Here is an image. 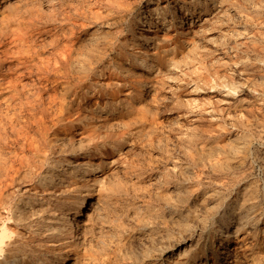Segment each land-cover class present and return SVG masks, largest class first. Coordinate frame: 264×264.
I'll list each match as a JSON object with an SVG mask.
<instances>
[{
    "label": "bare ground",
    "instance_id": "obj_1",
    "mask_svg": "<svg viewBox=\"0 0 264 264\" xmlns=\"http://www.w3.org/2000/svg\"><path fill=\"white\" fill-rule=\"evenodd\" d=\"M48 1H50V0H48ZM93 1H92V3H93ZM247 1H249V3H250V7L252 9V12L248 11V7H246V5L243 4L244 2H242V1L240 2L238 0H105L104 4H102V3L101 4L106 6V23L109 25V30L106 32V37L108 36L110 40H107V38L102 39V40L101 39L93 40L85 53H82L76 57L69 56L68 58H66L65 60L60 62V68H58L56 70V68H57L56 67L55 71L53 70L54 72H58V73H59V71L64 72V75H66L68 73L74 74L73 79H74L75 83H80L84 79L87 80V83L92 87V90H96L97 93H99L98 97H100V98L95 99L92 97L93 100H90V104L86 107L85 110L81 109L80 107L66 108V109L63 108L56 113H54V110H53L54 114L53 115L50 114L51 116L48 118V120L44 119V113H46V112L44 111V106H43L42 101H41V94H42L41 90H47V88L49 86L47 88L45 85H44L45 87H40V84H39L41 79H44L45 83H46V81H48V79H49L48 76H51V75H49L50 72H48L49 70H47V67L41 68L42 64H44L43 62L46 61L47 57L45 58L44 61L42 59L39 60V61H42L40 64L41 67H38L39 66L38 65L36 68V66H35L36 69L34 70L33 74H34V77L36 78V81L33 80L32 83L31 82L30 83H27V82L24 83L25 81H22L23 83H20V81H21L19 79L20 77L18 78V76H22V75L24 76V74H27V73L30 75L32 74V70H30V69L25 70V68L28 67V65L24 68L23 65H19L17 62L14 64L12 63L13 64L12 70L16 71V73L18 75V76L17 75L16 76L20 81L17 78H15V75L13 74L14 72L11 71V72H13L12 74L14 75V78H12V79L9 78L12 75L8 76L7 82L9 84H7L8 86L5 85L6 87H4L5 90H7L9 93V95H8L9 97L7 96L8 97V104H7V102H6V104L10 107L13 106V107H11L12 109H14V106L17 105L19 107H22V108L28 110L32 114V116L35 117V119H34L35 121L33 122L32 125L27 123L25 125H21L18 129L15 130V136H16L15 138L16 139L18 138L20 140V142L18 141L19 145L15 143L16 145H18V147L15 145L17 147V149L6 150L4 148L5 137H3L2 131L0 130V202L3 205L5 204V207L7 208V211H3L0 207V217H2L3 215L7 216L6 221L2 220V223L0 222L1 223V225H0V264H109L110 263V259H111L110 257L111 256H109V254H110L111 249L108 250L107 248H104V246L102 244H100L102 242V240H100L99 237H100V232L102 230L100 231L99 223L101 224L103 221H105L104 219L106 218L105 216L107 213L106 211H107L108 204L110 201H112L111 197L117 193L122 194V192L124 190L125 191L129 190L128 192H132L135 197H140V199L142 197V199H143L144 198L143 196L145 194L151 192L150 190H154L155 188H158L161 185H160V182H157L158 180H153L151 182V179H150L149 184H141L140 182H138L137 186L135 184H134V186L130 185L129 189H128V186L125 185L120 180L119 175H118V172H119L118 168H116V166H115V165L118 166V163L121 162L120 157L118 156L119 158L117 157L114 159L111 158V160H110L107 156L108 151H109V149L111 150L114 148L115 141H117V138L119 136L120 137L123 136V133H125L124 129L127 128L126 125L128 124L129 121L131 122V120H132L134 122V118H141V117L148 116V115H146L147 113L151 114L154 117V115L160 114L162 111H165V109H167L168 106H170V105H178L180 108L184 109L183 112H185V113H192L191 107H193L194 109L197 110V111H195V110L194 111L196 112L195 115L197 116L198 119H207V120L212 121V120H217L220 117V115H219V113H220L219 108L220 107L218 108L217 106H219V105H217L216 106L217 109H216L214 107L215 103L213 106H200L202 104L199 105L198 103L196 104L193 101H189V102H191L190 103L191 106H188L187 104H183L182 100L180 99L181 94L178 93V90H174L171 83L175 84V81L178 78L179 72L183 71L184 69H190L191 67H194L198 63L200 64L203 61V59H205L204 53L201 54L198 51V48L200 46V45H198V40H200L201 37H204L203 39H205V40H209L212 42L215 41V38L212 37L213 34L212 35L208 34L207 29L203 28V26L206 24V21H209V19L208 18H202V16L204 14H210V15L214 16L215 19L213 20V23H215L216 21L222 20L223 14L225 12H227L228 18L226 17L225 18L226 20H224V19L223 20H224V22L227 21L229 24L227 26L228 32L227 33L225 32L227 35L224 37H225L226 44H228V48H229L228 50L230 51V53H229L230 57L228 55L229 59L227 60V61L230 60L229 65H231V67L229 68L230 74H228L230 76L227 77V75H226L227 78L222 77L223 76V74H222L223 71H222V73H220V74H222V76L217 77L215 79V81L212 82L213 78L212 79L210 78L211 81L206 80L205 83L207 85H210V87L212 88L211 89L212 91H215L218 94H221V96H224V98L225 97L229 98L228 100H230V99L232 100L233 107H232V111L230 110L231 112H230V115L228 117L229 118L228 121L230 123V127L228 126L230 129H228V130H230V134H231L232 139H230V137H229L230 143L228 145L229 147H227V154L228 155L226 158L223 156L225 158V160H222V159L219 160L220 158H217V160H215L214 159L215 157L213 159H211L213 156L210 155L212 157L209 158V160H207L205 162V164L203 163V165L206 166V167L204 166L205 168H208L209 173L211 171L213 172L216 179H221L224 177V178L228 179V181L226 183H220V181L217 182L216 186H215L216 189L213 188L214 190H212L210 193H206L204 189H200L201 186L200 187L198 186L199 188L196 187L197 191L195 192V196L200 198L199 200L203 204L201 206L209 208V209H206L207 211L205 213V216H203V217L200 216L199 219H196V222L194 219L195 224L192 222V224H194L193 226L187 225L186 223H185V226H183L184 223H181V224L178 223V225H179L178 230H179L180 234L178 236H176V235L174 236L173 234H175V232H176L175 231V232H173V234L165 233L166 236H164V237H165V239L167 237V244L174 247V249H176L178 251L179 250L185 251V249H186L185 247H186L187 243L188 242L192 243L193 242L192 238H194V236H198V238L195 240V243L191 245L190 249L187 248V252L185 253L186 255H184V257L179 262L177 261L178 264H213L212 263L213 261H216L214 264H258V263H260L259 257L256 256L253 251H255V248H261V249H263L262 251H264V222L262 219L263 212H262V209L260 210L258 207L259 200L261 198L264 199V192L261 195H260V193L258 194L259 190H258L257 186L252 185V182H249V180H247V177L249 175L247 170H248V168L250 169V167L252 166L251 164L253 161L251 162L250 160H248V158L251 156L252 158H255V161H258L260 168L263 169V171H264V151L260 148L258 149L254 145L255 142L258 140H262L261 143L262 144L264 143V45H262L260 43L257 45V42H255V39H254L256 35H254L255 34V33H253L254 31L252 32L250 30L249 25H250V23L251 24L255 23L254 22L255 19L257 18L258 15H260L261 11L264 12V4L263 3L261 4V0H247ZM38 2H39V0H38ZM72 2H73V7H72V5L71 6L69 5V6L74 8L75 7L74 3L78 4L77 2H79V1H76V2L72 1ZM90 2H87V3L91 4ZM96 2H98V1H96ZM162 2H164L165 4H162ZM27 3H29V2H27ZM55 3H56V1H55ZM11 4L16 6V4H14V3H11ZM20 4H22V3L20 2ZM68 4H70V3H68ZM84 4L86 6L85 2L83 3V5ZM23 5H25L24 2H23ZM102 5H101V7H102ZM69 6H67V9L69 8ZM4 7H5V5L3 6V9H5L7 6L5 8ZM17 7H19V6L17 5ZM53 7H55V5ZM8 8L9 7H7V9ZM20 9H19V11H20ZM78 9H77V11H78ZM73 10H76V9H73ZM79 10H80V12H82L81 9H79ZM94 10H96V9H94ZM94 10H93V12H90L88 14L93 13V15H94L95 14ZM3 11L5 12V10H3ZM10 11H12V13H13L15 11V9L12 8ZM29 11H30V9H29ZM31 11H32V9H31ZM62 11H65V10H62ZM87 11L88 10H86V13H87ZM55 13L56 12H54V14ZM29 14L31 15L32 13H29ZM57 14L58 13H56V15ZM62 14H64V13H62ZM217 14H218V17L215 16ZM7 15H9V14H7ZM18 16H19V14H18ZM31 17H32V15H31ZM10 18H11V16H10ZM25 18L27 19L28 17H25ZM35 18L33 20H35ZM19 19H20V17H19ZM39 19H41V18H39ZM94 19H95V17H94ZM101 20H102V18H101ZM200 20L202 21V23L198 25L197 23H199ZM8 21H9L8 18H5V19L1 18L0 19V29H5L7 31L9 28L6 29L5 24L8 23ZM17 21H15V22H17ZM68 21H69V19H68ZM262 21H263V19L260 22H262ZM103 22L105 23V20ZM220 22H223V21H220ZM76 23H78V22H76ZM13 24H14L13 26H10L12 24H10L9 26L14 28L16 23H13ZM81 24L83 25L82 22H81ZM85 24H88V23H85ZM17 25L19 26L20 24H17ZM6 26H7V24H6ZM48 26H50V25H48ZM258 26L260 27V24H258ZM23 27H26V26H23ZM71 27H69V28H71ZM20 28L17 31H20L21 30ZM31 28L32 27H30V29ZM57 28H59V27L57 26ZM72 29L73 28H71L70 30H72ZM23 30H24V28H23ZM218 30H219V28H218ZM88 31H90V30H88ZM172 31H176L177 34H173ZM62 32H65V36H66V31L63 30ZM260 32H262V31H260ZM8 33H10V32L8 31ZM30 33H32V32H30ZM67 33H69V32H67ZM13 34L16 35V33H14V32H13ZM18 34L20 35V33H18ZM34 36H32V37L34 38ZM51 36H53V35H51ZM3 37H1V38H3ZM25 37H23L24 39H22V36L20 38L25 41V39L27 38V37L26 38ZM58 37H60V36H57V38ZM197 37H199V38H197ZM11 38H9V39H11ZM28 38H30V36ZM38 38H40V37H38ZM31 39H30V41H31ZM41 40H42V37H41ZM41 40L40 41L38 40V44H39V42H41ZM52 40H53V37H52V39L48 38V40H44V41L45 42L47 41L48 43L50 42L49 44H51ZM14 41H15V39H14ZM14 41L12 39L13 43H14ZM20 41H18V42L20 43ZM57 41H56V43H57ZM15 42H17V40ZM27 42H29V41H27ZM47 42H46V44L42 43V45L44 44V45L48 46L49 44ZM62 42H58V43L60 44ZM109 42L111 43L110 45L108 44ZM212 42H211V45H212ZM13 43H12V45H13ZM35 43H36V41H35ZM54 43H55V41H54ZM86 43H88V42H86ZM89 43H90V41H89ZM213 43H215V42H213ZM4 44H1V45L5 46ZM8 44H10V43H8ZM16 44H17V45H15L16 47L15 46L11 47V48H13L12 49L13 51L14 50L17 51V49H21L19 47L23 48V46H24V44L22 46H18L19 45L18 43H16ZM52 44H53V42H52ZM42 45H39V46H42ZM9 46H8V48L6 47L7 48L6 50L8 52L10 51V50H8ZM30 46H32V48L34 47L33 45H30ZM50 46H52V45H50ZM54 46H56V45H54ZM222 46H224V45L222 44ZM70 47L71 46H69V48ZM14 48H16V49H14ZM69 48L67 47V49H69ZM37 49H39V48L37 47ZM40 49H42V47H40ZM45 49L46 48H44V50ZM215 49H217V48H215ZM21 50H22L21 51L22 53H23V51H25L23 49H21ZM31 50L32 49H30V51ZM241 50H242V52H243V50L246 52L248 50H250V52H248L249 55L252 52L253 56H255L254 57L255 59H253V60H255L257 62V63H255V65H256L255 67H257V69L261 70L260 73H258L257 75L255 74L256 76H255L254 81L249 82L250 80L248 78V73L244 72V71H246V69L249 68V65L251 66L253 63L251 64L250 61L247 59V57H245V58L243 57L245 60L243 58H241L243 60L240 59L239 53ZM15 51L13 52V54L17 55V52H15ZM27 51H29V50H27ZM30 51H29V53H30ZM32 51L34 52V50H32ZM18 52H20V51L18 50ZM33 52H32V54H33ZM35 52H36V50H35ZM220 52H224V51H220ZM25 53H26V51H25ZM25 53H23V54H25ZM40 53L41 52H39V53L37 52V55ZM58 53H60V51ZM9 54L11 55L12 52ZM61 54H63V53H61ZM30 55H31V53H30ZM37 55H35V56H37ZM205 55H206V52H205ZM207 55H209V54H207ZM211 55L213 57L212 53H211ZM222 55H220V56H222ZM38 56L40 57V55H38ZM62 56L63 55H61V57ZM217 56H219V55H217ZM7 57H8V55H7ZM7 57L4 55L1 56L0 62L2 63L3 61L7 60ZM9 58L10 57H8V59ZM22 58H23V56H22ZM32 58H31V61L33 60ZM10 59H12V58H10ZM29 59H27V60H29ZM250 59L252 60V58H250ZM49 60H51V58ZM52 60L55 61V59H53V58H52ZM11 62H12V60H11ZM36 62H37V60H36ZM46 62L48 63V61H46ZM50 62H52V61H50ZM27 63H28V61H27ZM32 63H34V62H32ZM28 64L31 65V63H28ZM51 64L48 66H52L54 64L53 65V67H54L55 65H57L56 62L55 63L53 62L52 65ZM34 65H36V64L34 63ZM240 65H243V68H244L243 69L244 78H242L240 76L242 71L240 72V70H238ZM5 68H6V65H5ZM212 68H213V66H212ZM250 68H252V67H250ZM7 69H9V68L7 67L6 70ZM31 69H32V67H31ZM192 70H193V68H192ZM203 70H204V68H203ZM262 70H263V72H262ZM206 71H209V70H206ZM194 72H195V69H194ZM51 73H53V72H51ZM200 73L202 75L201 71H200ZM5 74H6V72H5ZM212 74H216V73H212ZM217 74H219V72ZM251 74H253V73H251ZM188 76H189V74H188ZM205 76H207V75H205ZM4 79H1L0 81H3ZM21 79H22V77H21ZM32 79H30V80H32ZM55 79L54 80L51 79V80L55 82ZM62 79H63V77H62ZM202 79H204V78H202ZM208 79H209V77H208ZM51 80H50V82H51ZM69 80H70V78H69ZM192 80H194V79H192ZM195 80H196V78H195ZM183 81H184V79L182 80V83H183ZM198 82L195 81L192 83L193 84L192 86L190 85V91L192 93L198 92L199 87H200ZM0 83H2V82H0ZM45 83H42V84H45ZM4 84L2 83V85H4ZM2 85H0V86H2ZM204 87H205V85H204ZM49 89H50V87H49ZM206 89H207V87H206ZM50 90L48 92H46V91L45 92L49 95V94H51ZM58 91H61V90L58 89ZM62 92H64V91H62ZM51 95H53V94H51ZM200 96H199V98H200ZM45 97H46V95H45ZM45 97H43V99ZM48 97L50 98V95ZM1 98L3 100L4 98H6V95L1 96L0 100H1ZM5 100H7V99H5ZM50 100H51V98H50ZM60 100H62V99H60ZM48 101H49V99L46 102H48ZM56 102L57 101L55 100V103ZM211 102H213V101H211ZM53 106H54V104H53ZM55 106H57V105H55ZM50 107H51V105H50ZM188 107H190V108H188ZM51 108H55V107H51ZM16 109H18V108L16 107ZM18 110H20V109H18ZM25 112H27V111H25ZM36 114L38 115V117H36ZM28 116H30V115H28ZM149 119H151V118H149ZM167 120H169V119H167ZM5 121L12 123L14 120L9 118V116H8L5 118ZM151 121H153V119ZM155 124H157V123H155ZM171 124H174V123H171ZM166 125L167 124H165V126ZM222 126L223 125H221L220 127H222ZM224 127H225V125H224ZM161 130H162V127H161ZM176 130H177V128H176ZM209 130L211 131L210 128H209ZM209 130L207 129V131H209ZM164 131H166V130H164ZM164 131H163V133H164ZM225 131H226V129H225ZM212 132H213V130H212ZM144 133H146V132H144ZM163 133H162V135H163ZM150 135H152V134H150ZM160 137H162V136L160 135ZM187 137H189V136H187ZM178 138H180V137H178ZM181 138H182L181 141H184L186 143V145H192L193 142H192L191 137H189L187 139H186V137H181ZM133 139H135V136ZM171 139H173V137ZM140 140H142V139H140ZM128 141H126V148L125 149H126V152L130 153L133 151V144L131 145V141L133 142V140H130V143ZM172 141H174V140H172ZM150 142L152 143V141H150ZM154 142L155 141L153 140V143ZM195 142H194V144H195ZM223 142L225 144V141H223ZM159 143L161 144L162 142H159ZM165 143H166V141L164 142V144ZM147 144L148 143H146V145ZM155 144L158 145V142L156 141ZM164 144H163V146H164ZM179 144H180V141H179ZM199 144H201V142ZM227 144L228 143H226V145ZM226 145H224V146L226 147ZM166 146H167V144H166ZM214 146L218 147L217 144ZM214 146H212V147H214ZM208 147L210 150L211 147L209 146V144H208ZM174 148H175V146H174ZM176 148H177V146H176ZM182 148H181V150H182ZM200 148H204V147H202V145H201ZM168 149H169V147H168ZM189 149H192V148H189ZM136 150H138V149H136ZM174 150H176V149H174ZM218 150H219V148H218ZM189 151H191V150H189ZM195 151L197 152V150H195ZM122 152H123V150H122ZM206 152H208V151H206ZM223 152H225V151H223ZM223 152L221 151V153H223ZM193 153H191V154L193 155ZM217 153H219V152H217V150H216V155H217ZM116 154H117V152H116ZM141 154H143V153H141ZM136 155L137 154H135V156ZM216 155H214V156H216ZM245 155H246V158L243 159L245 157ZM187 156H189V154ZM223 157H221V158H223ZM165 158H167V157H165ZM168 158H170V157H168ZM203 158H204V160H205V158H208L206 153H202L201 161ZM154 159H155V157H154ZM163 160L165 161L164 158H163ZM140 162H142V161H140ZM189 162L191 165L190 160H189ZM148 163H150V162L148 161ZM164 163H162V164L164 165ZM194 163H195V161H194ZM196 164H195V166H196ZM132 166L130 168H132ZM151 166L153 168H157L159 166V162H157V159H156V162H154V160H153V163H151ZM195 166H193V167H195ZM174 167L176 168V166H174ZM201 167H203V166H201ZM189 168H188V171H187V169H186V171L192 172V170L189 171ZM158 169H159V167H158ZM161 169H163V168H161ZM179 170H181V169H178L176 171H178V173H179ZM186 171H185V173H187ZM181 172H183V171H181ZM140 175H142V173ZM183 175H186V174H183ZM187 175H188V173H187ZM194 175L196 176V174H194ZM208 175H210V174H208ZM134 176L136 178L139 177L138 174H134ZM160 176H161V174L159 175V177ZM188 176H190V175H188ZM129 177H130V175H129ZM180 177H181V175H180ZM191 177L193 178L194 176L191 175ZM198 177H199V174H198ZM209 177H211V176H209ZM23 178L28 179V181H29L28 185L23 184L26 181V180L23 181L22 180ZM186 178H189V177L186 176ZM206 178L208 179V177H206ZM203 179L204 178H202L201 180H203ZM127 180H129V178L126 180H123V181L126 182ZM180 180L184 181L185 179L180 178ZM199 180L200 179L198 178L197 181L199 182ZM207 181H209V180H207ZM207 181H206V184H207ZM214 181H215V179H214ZM239 181H242V184ZM127 182H128V184L130 183L129 181H127ZM204 182H205V180H204ZM212 182H213V180H212ZM147 183H148V181H147ZM180 186H182V185H180ZM185 186H187V185H185ZM23 188H25V189L22 191ZM221 188L225 189L226 192H220ZM179 189H180V187H179ZM181 190H183V189H181ZM184 190H185V187H184ZM184 190H183V192H184ZM181 192L182 191H180L179 194H181ZM123 193H126V192H123ZM132 193H129V194L126 193V194L128 195V197H130V194L132 195ZM151 193H153V192H151ZM163 193H165V192H163ZM121 194L119 196L120 199L122 198ZM168 194H169V192H168ZM173 194H176V191ZM163 195H165V194H163ZM191 195H192L191 193H187V194L182 195V196H183V198L185 196V199H186V197L189 199ZM158 197H161L160 199L166 205H170V200L168 199L167 196H162L160 194V195H158ZM175 197L178 198L177 195ZM259 197H260V199H259ZM147 198H148V196H147ZM176 198L174 201L175 203L177 201H180V200H176ZM131 200H133V199L131 198ZM138 200H139V198H138ZM172 201H173V199H172ZM119 202H120V200H119ZM117 203L118 202H116V204ZM127 203H125V204L127 205ZM144 203H145V201L141 204H144ZM152 205H154V204H152ZM110 206H112V205H110ZM116 206H114V207H116ZM133 206L136 207V204ZM145 206H146V208L144 209L145 213L141 212V210H143V209L140 207V205H138L137 208H134V210L132 212L128 213L129 218H132V220H134L133 221L134 223H135V218L137 219L136 229H134V240L138 237L140 231L146 229L150 225V223L152 224L154 222V220L157 217L159 218L161 212H163V210L165 209V208H163L162 211L160 212V210L159 211L155 210V206H153L155 211L153 209H151L152 207L150 208L148 204ZM175 207H177L176 204H175ZM200 208H202V207H200ZM126 209H128V206L126 207ZM111 212H112V210H111ZM122 212H123V210H122ZM165 213H166V211H165ZM195 213H197V212H195ZM195 213H193V214H195ZM113 214L115 215L117 213H113ZM168 214L169 213H167V215ZM182 215H181V217H182ZM197 215H198V213H197ZM120 216H122V213L120 214ZM125 216H126V214H125ZM162 216L165 217L164 214ZM168 216H170V215H168ZM214 216H216L215 226L208 227L206 225L208 217H214ZM189 217L191 218V216H189ZM190 218L188 220H190ZM164 219L165 218H163L162 222L164 221ZM179 219H180V217H179ZM122 220L125 221L126 219H122ZM167 220H168V218H167ZM173 220H175L174 217H173ZM181 220H183V218ZM181 220L180 221L178 220V221L181 222ZM106 221H108V218ZM112 221H114V219ZM190 221H193V218ZM211 221H212V219H211ZM168 222L169 221H167L166 224H168ZM105 223H107V222H105ZM122 223H123V221H122ZM126 223H124V224L126 225ZM171 224H173V223H171ZM176 224H177V222H176ZM130 225H132V224H130ZM165 225H164V228H165ZM105 226H107V225H105ZM110 226H112V225H110ZM116 226H118V223ZM174 227H177V226L174 225ZM119 228H121V227L119 226ZM172 228H173V225H172ZM121 229L123 230V228H121ZM128 229H130V228H128ZM154 229H156V227ZM103 230H106V229H103ZM107 230H112V229L107 228ZM157 230H158V228H157ZM160 230H161V228H160ZM168 230H170V229H168ZM123 231H125V230H123ZM149 231H151V230H149ZM159 233H161V232H158V234ZM154 234H157V233H154ZM162 234H164V233H162ZM107 235H108V233H107ZM125 235H127V234L125 233ZM129 235H130V233H129ZM148 236H146V238H148ZM157 237H158V235H157ZM164 237L162 235L161 238H164ZM101 239H102V237H101ZM157 239H156V241H159ZM105 240H107V239H105ZM112 240H114V238ZM121 240L123 241V239H121ZM110 241H108V242H110ZM142 241L143 240H141L139 242H142ZM147 241H149V239ZM151 241H153V240H151ZM137 242H138V240H137ZM128 243L131 244L130 241ZM132 243H133V241H132ZM142 243H144V242H142ZM103 244H105V241ZM111 244H110V246H111ZM124 244L125 243L123 241V245ZM130 244H129V247H130ZM136 244L138 245V243H136ZM136 244H134V246ZM157 244H158V242H157ZM147 245H149V244L147 243ZM153 245H154V243H153ZM163 245L164 244H162V246ZM126 247L129 248L128 246H126ZM126 247H124V248L126 249ZM143 247H144V245H143ZM160 247H161V245H160ZM108 248H109V246H108ZM164 248L162 247L161 251L159 250V254L157 256V259L154 258V262H151V261H153V258H151L152 255L150 254V251L152 248H149V247L144 249V250L142 249L140 251H136L133 248L134 249V255L128 254V256H125L126 259L124 257L119 256L120 257L119 260H121V258L122 259L124 258L123 261H128V262L129 261L132 262V260H134V264H167L165 262V258H164L167 256L166 255L167 251H165ZM121 249H120V251H121ZM125 249H124V251L127 250V249L126 250ZM136 249H137V247H136ZM117 250H118V248H117ZM120 251H118V252L120 253ZM127 251H129V250H127ZM132 253H133V251H132ZM122 254H123V251H122ZM124 254H125V252H124ZM126 254H127V252H126ZM257 255H259V254H257ZM114 256L115 257H113V258H116V255H114ZM175 256H176V254H175ZM154 257H156V256H154ZM179 258H180V255H179ZM121 263H119V264H121Z\"/></svg>",
    "mask_w": 264,
    "mask_h": 264
},
{
    "label": "rangeland",
    "instance_id": "obj_2",
    "mask_svg": "<svg viewBox=\"0 0 264 264\" xmlns=\"http://www.w3.org/2000/svg\"><path fill=\"white\" fill-rule=\"evenodd\" d=\"M9 1V2H8ZM18 0H0V19L2 18V19H5V18H8V23H6L7 24V26H6V24H5V28L6 29H8L7 31L5 30V29H0L1 31V35H0V57L1 56H6L7 57V55H8V57H10V58H12V59H8V57H7V60H5V61H3L2 63L0 62V78L1 79H4L3 81H0V82H2L4 85H2V83H0V85H2V86H0L1 88H0V97L1 96H5L6 95V98H4L3 100H2V98H1V100H0V105L2 106H0L1 108H0V130L2 131V134H3V137H5V141H4V148L6 149V150H8V149H17V147H18V145H19V142H20V140L17 138H15L16 136H15V130L16 129H18L21 125H25V124H27V123H29V124H33V122L35 121L34 119H35V117L34 116H32V114L28 111V110H26V109H24V108H22V107H19V106H14V109H12L11 107H13V106H8L7 104H8V95H9V93H8V91L7 90H5V88L4 87H6L5 85H7V84H9L7 81H8V76H10V75H12L11 77H9V78H14V75H15V78H17V73H16V71H14V70H12V67H13V64L14 63H18L19 65H23V67L25 68L27 65H28V67H26L25 68V70H28V69H30V70H32V74L34 73V70L37 68V66L38 67H41V62L42 61H39L40 59H42L43 61L45 60V58H46V61H48V63L45 61V62H43L44 64H42V67L41 68H45V67H47V70H49L48 72H50V74L49 75H51V76H48V81H46V83H45V80L44 79H41L40 80V87H45L46 86V88L49 86L50 87V89H49V87L47 88V90H41V101H42V104H43V106H44V111L46 112V113H44V119H46V120H48V118L51 116V115H53L54 113H56V112H58V111H60L61 109H66V108H76V107H80L81 109H83V110H85L86 109V107L90 104V100H93L92 99V97L93 98H95V99H97V98H100V97H98L99 96V93H97V91L96 90H92V87L87 83V80H83L82 82H80V83H75L74 82V74H72V73H68V74H66V75H64V72H60L59 71V73L58 72H54L55 71V68H56V70L58 69V68H60V62L61 61H63V60H65L66 58H68L69 56H73V57H76V56H79L80 54H82V53H85L86 52V50L89 48V46H90V44H91V42L93 41V40H99V39H106L107 38V40H110L109 39V37L107 36L106 37V32L109 30V25L106 23V6L105 5H102V4H104V2H105V0H83L85 3H86V6H85V4L83 5V1L82 0H50V1H48V0H39V2H38V0H19L18 2H17ZM36 1V2H35ZM45 1V2H44ZM55 1H56V3H55ZM71 1V2H70ZM72 1H79V2H77L78 4H76V3H74V5H75V7L74 8H72L73 7V2ZM92 1H93V3H92ZM96 1H98V2H96ZM238 1H242V2H244L243 4H245L246 5V7H248V11L249 12H252V9H251V7H250V3H249V1H247V0H238ZM6 4H5V3ZM20 2L22 3V4H20ZM23 2H24V4L25 5H23ZM27 2H29V3H27ZM31 2V3H30ZM48 2V3H47ZM87 2H90L91 4H88ZM11 3H14V4H16V6L15 5H13V4H11ZM42 3V4H41ZM51 3V4H50ZM68 3H70V4H68ZM102 3V4H101ZM264 4V0H261V4ZM2 4V5H1ZM11 4V5H10ZM30 4V5H29ZM40 4V5H39ZM48 4V5H47ZM162 4H165L164 2H162ZM5 5V7L7 6V7H9L8 9H7V7L5 8V9H3V6ZM17 5L19 6V7H17ZM46 5V6H45ZM55 5V7H53ZM72 5V7H70V6ZM78 5V6H77ZM90 5V6H89ZM92 5V6H91ZM101 5H102V7H101ZM27 6V7H26ZM66 6V7H65ZM67 6H69V10L67 9ZM86 8H85V7ZM51 7V8H50ZM97 7V8H96ZM99 7V8H98ZM104 7V8H103ZM15 9V11L12 13V11H10L11 9ZM21 8V9H20ZM53 8V9H52ZM63 8V9H62ZM81 9L82 10V12H80V10L79 9ZM85 8V9H84ZM89 8V9H88ZM91 8V9H90ZM250 8V9H249ZM19 9H20V11H19ZM26 9V10H25ZM29 9H30V11H29ZM31 9H32V11H31ZM36 11H35V10ZM46 9V10H45ZM48 9V10H47ZM67 9V10H66ZM73 9H76V10H73ZM77 9H78V11H77ZM94 9H96V10H94ZM100 9V10H99ZM104 9V10H103ZM223 9V8H222ZM3 10H5V12L3 11ZM58 10V11H57ZM62 10H65V11H62ZM73 10V11H72ZM86 10H88L87 11V13H86ZM93 10L95 11L94 13V15H93V13H91V14H88V13H90V12H93ZM2 11V12H1ZM23 13H22V12ZM38 11V12H37ZM101 11V12H100ZM103 11V12H102ZM53 12V13H52ZM54 12H56V13H58L57 15H56V13L54 14ZM66 12V13H65ZM78 12V13H77ZM6 16H4L3 14ZM29 13H32L31 15H32V17H31V15L29 14ZM62 13H64V14H62ZM71 13V14H70ZM80 13V14H79ZM84 13V14H83ZM2 14V15H1ZM7 14H9V15H7ZM17 14V15H16ZM18 14H19V16H18ZM23 14V15H22ZM25 14V15H24ZM42 14V15H41ZM51 14V15H50ZM53 14V15H52ZM67 14V15H66ZM78 14V15H77ZM15 15V16H14ZM21 15V16H20ZM74 17H73V16ZM83 15V16H82ZM85 15V16H84ZM91 15V16H90ZM100 15V16H99ZM104 15V16H103ZM209 15V16H208ZM9 16V17H8ZM10 16H11V18H10ZM14 18H13V17ZM18 16V17H17ZM54 16V17H53ZM70 16V17H69ZM72 16V17H71ZM76 16V17H75ZM81 16V17H80ZM95 17V19H94V17ZM99 16V17H98ZM207 16V17H206ZM215 16H217L218 17V14L217 15H215ZM5 17V18H4ZM19 17H20V19H19ZM25 17H28L27 19L25 18ZM35 18V20H33L34 18ZM69 17V18H68ZM79 19H78V18ZM104 17V18H103ZM228 18V16H227V12H225L224 14H223V18H222V20H219V21H216L215 23H213V20L215 19V17L214 16H212V15H210V14H204L203 16H202V18H208L209 19V21H206V24L203 26V28H206L207 29V33L208 34H210V35H212V37H214L215 38V41H213V42H215V43H213L212 41H209V40H205V39H203L204 37H201L200 38V40H198V45H200L199 46V48H198V51L201 53V54H203L204 53V58L205 59H203V61L199 64H197V65H195L194 67H191L190 69H184L183 71L185 72H183V71H181V72H179V74H178V78L176 79V81H175V84H173V83H171V85H172V87L174 88V90H178V93L179 94H181L180 95V99L182 100V103L183 104H187L188 106H191V102H189V101H193V102H195L196 104L198 103L199 105L200 104H202V105H200V106H213L214 105V103H215V108L217 109V107L219 108V115H220V117L217 119V120H212V121H210V120H207V119H198L197 118V116L195 115V111H197L196 109H194L193 107H191V112L192 113H185V112H183L184 111V109H182V108H180L178 105H170V106H168V108L167 109H165V111H162L160 114H156V115H154V117L151 115V114H149V113H147L146 115H148V116H145V117H141V118H134V122L131 120V122L129 121L128 122V124L126 125V127L127 128H125L124 130H125V133H123V136L122 137H118L117 138V141H115V145H114V148L113 149H109V151H108V154H107V156H108V158L111 160V158L112 159H114V158H117L118 156L120 157V163H118V166L117 165H115L116 166V168H118V175H119V178H120V180L125 184V185H127L128 186V189H129V186L130 185H132V186H134V184L137 186L138 185V182H140L141 184H149V182H150V179H151V182L153 181V180H158L157 182H160V185L161 186H159L158 188H155L154 190H150L151 192H153V193H147V194H145L143 197V199H142V197H141V199L143 200H141L140 199V197H135L134 195H133V193L132 192H128V191H123V192H126L127 194H129V193H132V195L130 194V197H128V195L126 194V193H123L122 191V194L121 193H117V194H115V195H113L112 197H111V200L112 201H110L109 202V204H108V207H107V213H106V218L104 219L105 221H103L101 224L99 223V226H100V237H99V239L100 240H102V242L100 243V244H102L103 246H104V248H107L108 250H110V254H109V256H111L110 258L112 259H110V263L109 264H119V263H121V264H134V260H132V262L131 261H123V259L125 258V256H128V254L129 255H134V249L136 250V251H140V250H144V249H146V248H152L151 249V251H150V254L152 255L151 256V258H153V261H151V262H154V258L155 259H157V256H158V254H159V250L161 251V249H162V247L165 249V251H167V256L166 257H164L165 258V262L167 263V264H178V262L184 257V255H186L185 253L187 252V248L188 249H190V247H191V245L192 244H194L195 243V240L198 238V236H194V238H192L193 239V242L191 243V242H188L187 243V245H186V249H185V251H182V250H176V249H174V247H172L171 245H169V244H167V237H166V239H165V237L164 236H166V234L165 233H168V234H173V232H175V234H173L174 236L176 235V236H178L179 234H180V232H179V230H178V223L179 224H181V223H184L183 224V226H185V223L187 224V225H194L195 224V222H196V219H199L200 218V216L201 217H203V216H205V213H206V209H209L208 207H204V206H201V205H203L202 204V202L199 200L200 198H198V197H196L195 196V192L197 191V188H199L200 186V189H204L205 190V192L206 193H210L212 190H214V189H216L215 188V186H216V183L217 182H219L220 181V183H226L227 181H228V179H226V178H221V179H216L215 178V175L213 174V172L211 171L210 173H209V171H208V168H205L206 166L205 165H203V163L205 164V162L207 161V160H209V158H211L212 156V158L211 159H213L214 157V159L215 160H217V158H220L219 160H225V158L227 157V147H229L228 145H229V143H230V140H229V137H230V139H232V137H231V134H230V130H228V129H230L229 127H230V123H229V115H230V112L232 111V107H233V105H232V100L230 99V100H228L229 98H227V97H225L224 98V96H221V94H218L217 92H215V91H212L211 89V87H210V85H207L206 83H205V81L207 80V81H211V79L213 78V80H212V82L213 81H215V79L217 78V77H219V76H222V74H223V76L222 77H225V78H227L228 76H230V75H228V74H230L229 73V71H230V67H231V65H229L230 63V60L229 61H227L228 59H229V57H230V51L228 50L229 48H228V44H226V42H225V37L224 36H226L227 34V32H228V22L226 21V22H224V20H226L225 18ZM256 17V16H255ZM259 17V18H258ZM261 17V18H260ZM38 18V19H37ZM39 18H41V19H39ZM44 18V19H43ZM58 18V19H57ZM63 18V19H62ZM88 18V19H87ZM100 18V19H99ZM101 18H102V20H101ZM258 18V19H257ZM257 18L255 19V25L254 24H251L250 23V25H249V28H250V30L253 32V33H255L254 35H256L255 36V42H257V45L260 43V44H262V45H264V12H262L261 11V13H260V15H258L257 16ZM12 19V20H11ZM15 19V20H14ZM22 19V20H21ZM31 19V20H30ZM37 19V20H36ZM61 19V20H60ZM68 19H69V21H68ZM90 19V20H89ZM219 19V18H218ZM224 19V20H223ZM263 19V21L262 22H260L261 20ZM11 20V21H10ZM18 20V21H17ZM26 20V21H25ZM74 22H73V21ZM78 20V21H77ZM101 20V21H100ZM105 20V23L103 22ZM260 20V21H259ZM15 21H17V22H15ZM24 21V22H23ZM28 21V22H27ZM48 21V22H47ZM50 21V22H49ZM71 21V22H70ZM80 21V22H79ZM220 21H223V22H220ZM19 22V23H18ZM34 22V23H33ZM66 22V23H65ZM76 22H78V23H76ZM81 22L83 23V25L81 24ZM88 23V24H85V23ZM13 23H16L15 24V27L13 28V27H10V26H13L14 24ZM22 23V24H21ZM52 23V24H51ZM60 23V24H59ZM97 23V24H96ZM99 23V24H98ZM202 23V21L200 20L199 21V23H197L198 25L199 24H201ZM10 24H12V25H10ZM17 24H20L19 26L17 25ZM43 24V25H42ZM69 24V25H68ZM79 24V25H78ZM95 24V25H94ZM258 24H260V27L258 26ZM262 24V25H261ZM10 25V26H9ZM18 27H17V26ZM41 25V26H40ZM48 25H50V26H48ZM64 25V26H63ZM66 25V26H65ZM72 27H71V26ZM77 25V26H76ZM210 25V26H209ZM9 26V27H8ZM22 26V27H21ZM23 26H26V27H23ZM57 26L59 27V28H57ZM61 26V27H60ZM218 26V27H217ZM251 26V27H250ZM21 27V28H20ZM30 27H32L31 29H30ZM47 27V28H46ZM51 27V28H50ZM69 27H71V28H73L72 30H70L71 28H69ZM103 27V28H102ZM253 27V28H252ZM257 27V28H256ZM12 28V29H11ZM17 28V29H16ZM19 28L22 30H20V31H17V30H19ZM23 28H24V30H23ZM54 28V29H53ZM64 28V29H63ZM68 28V29H67ZM76 28V29H75ZM79 30H78V29ZM218 28H219V30H218ZM221 28V29H220ZM260 28V29H259ZM27 29V30H26ZM30 31H29V30ZM66 29V30H65ZM103 29V30H102ZM6 32H5V31ZM16 30V31H15ZM66 31V36H65V32H62V31ZM88 30H90V31H88ZM102 30V31H101ZM218 30V31H217ZM3 31V32H2ZM8 31L10 32V33H8ZM26 31V32H25ZM34 31V32H33ZM53 31V32H52ZM59 31V32H58ZM74 31V32H73ZM216 31V32H215ZM256 31V32H255ZM260 31H262V32H259ZM13 32L14 33H16V35L15 34H13ZM30 32H32V33H30ZM67 32H69V33H67ZM98 32V33H97ZM213 32V33H212ZM226 32V33H225ZM18 33H20V35L18 34ZM50 33V34H49ZM77 33V34H76ZM172 33L173 34H177V32L176 31H172ZM263 33V34H262ZM13 36H12V35ZM25 34V35H24ZM62 36H61V35ZM5 35V36H4ZM35 35V36H34ZM51 35H53V36H51ZM217 35V36H216ZM259 35V36H258ZM262 35V36H261ZM4 36V37H3ZM17 36V37H16ZM22 36V39H24L23 37H25L26 39H25V41L24 40H22L20 37ZM30 36V38H28ZM32 36H34V38L32 37ZM37 36V37H36ZM57 36H60V37H58L57 38ZM68 36V37H67ZM100 36V37H99ZM1 37H3V38H1ZM11 38V39H9V38ZM38 37H40V38H38ZM41 37H42V40H41ZM52 37H53V40L51 41V44H49L47 41V43L49 44L48 46L47 45H44V44H46V42L44 41V40H48V38L50 39H52ZM62 37V38H61ZM64 37V38H63ZM219 37V38H218ZM260 37V38H259ZM32 38V39H31ZM36 38V39H35ZM38 38V39H37ZM46 38V39H45ZM197 38H199V37H197ZM196 38V39H197ZM218 38V39H217ZM258 38V39H257ZM2 39V40H1ZM6 39V40H5ZM12 39H13V41H14V39H15V41L17 40V42H15L14 41V43L12 42ZM19 39V40H18ZM29 39V40H28ZM30 39H31V41H30ZM63 39V40H62ZM83 39V40H82ZM87 39V40H86ZM202 39V40H201ZM221 39V40H220ZM223 39V40H222ZM21 40V41H20ZM33 40V41H32ZM38 40L40 41L41 40V42H39V44H38ZM58 40V41H57ZM262 40V41H261ZM4 41V42H3ZM8 41V42H7ZM13 43V45H12V43ZM18 41H20V43L18 42ZM27 41H29V42H27ZM35 41H36V43H35ZM43 41V42H42ZM54 41H55V43H54ZM56 41H57V43H56ZM63 41V42H62ZM79 41V42H78ZM89 41H90V43H89ZM208 41V42H207ZM219 41V42H218ZM223 41V42H222ZM24 42V43H23ZM26 42V43H25ZM52 42H53V44H52ZM58 42H62V43H58ZM65 42V43H64ZM67 42V43H66ZM86 42H88V43H86ZM211 42H212V45H211ZM5 43V44H4ZM8 43H10V44H8ZM16 43H18L19 45L18 46H22L23 44H24V46H23V48L22 47H19V48H21V49H23V50H25L26 51V53H25V51H23V53H25V54H23L21 51V49H17V51H15V52H17V55H14L13 54V48H11L12 46L14 47L15 45H17ZM33 43V44H32ZM35 43V44H34ZM42 43H44L43 45H42ZM1 44H4L5 46H3V45H1ZM29 44V45H28ZM38 44V45H37ZM58 44V45H57ZM63 44V45H62ZM67 44V45H66ZM88 44V45H87ZM109 45L111 44L110 42L108 43ZM206 44V45H205ZM222 44L224 45V46H222ZM10 45V46H9ZM30 45H33L34 47V49L32 48V46H30ZM39 45H42V46H39ZM50 45H52V46H50ZM54 45H56V46H54ZM71 46L70 48H69V46ZM79 45V46H78ZM82 45V46H81ZM204 45V46H203ZM208 45V46H207ZM8 46H9V49L8 50H10L9 52L6 50L7 48H8ZM17 46V47H18ZM28 46V47H27ZM85 46V47H84ZM203 46V47H202ZM7 47V48H6ZM16 47V46H15ZM26 47V48H25ZM37 47L39 48V49H37ZM40 47H42V49H40ZM53 47V48H52ZM67 47L69 48V49H67ZM5 48V49H4ZM11 48V49H10ZM44 48H46L45 50H44ZM49 50H48V49ZM52 48V49H51ZM215 48H217V49H215ZM227 48V49H226ZM3 49V50H2ZM14 49H16V48H14ZM29 50L30 51V49H32V50H34V52L31 50L30 51V53H31V55H30V53H29V51H27V50ZM221 49V50H220ZM226 49V50H225ZM2 50V51H1ZM18 50L20 51V52H18ZM35 50H36V52H35ZM43 50V51H42ZM210 50V51H209ZM224 51V52H220V51ZM49 51V52H48ZM60 51V53H58ZM228 51V52H227ZM12 52V54L10 55L9 53H11ZM29 54H28V53ZM32 52H33V54H32ZM37 52L39 53V52H41L40 54H38V55H40V57L37 55ZM71 52V53H70ZM205 52H206V55H205ZM242 52V50L240 51V53H239V55H240V59L241 58H245V57H247V59L250 61V63L252 64L251 66L249 65V68L248 69H246V71H244V72H247L248 73V78H249V82H251V81H254V79H255V76L258 74V73H260L261 72V70H259V69H257V67H255L256 65H255V63H257L255 60H253V59H255L254 57L255 56H253V54H252V52L250 53V55H249V53L248 52H250V50H248L247 52L246 51H244L243 50V52ZM7 53V54H6ZM21 53V54H20ZM36 53V54H35ZM43 53V54H42ZM61 53H63V54H61ZM76 55H75V54ZM211 53L213 54V57H212V55H211ZM221 53V54H220ZM228 53V54H227ZM247 53V54H246ZM6 54V55H5ZM16 54V53H15ZM27 54V55H26ZM207 54H209V55H207ZM222 55V56H217V55ZM21 55V56H20ZM35 55H37V56H35ZM53 55V56H52ZM60 55V56H59ZM61 55H63L62 57H61ZM228 55H229V57H228ZM244 55V56H243ZM13 56V57H12ZM22 56H23V58H22ZM27 56V57H26ZM35 56V57H34ZM51 56V57H50ZM207 56V57H206ZM26 57V58H25ZM31 57H33L32 59V61H31V58L29 59V58ZM219 59H218V58ZM15 60H14V59ZM44 58V59H43ZM51 58V60H49ZM52 58L53 59H55V61L54 60H52ZM58 58V59H57ZM214 58V59H213ZM221 58V59H220ZM243 58V59H244ZM250 58H252V60L250 59ZM27 59H29V60H27ZM48 59V60H47ZM207 59V60H206ZM243 59H241V60H243ZM11 60H12V62H11ZM36 60H37V62H36ZM218 60V61H217ZM245 60V59H244ZM14 61V62H13ZM27 61H28V63H31V65L30 64H28L27 63ZM50 61H52V62H50ZM252 61V62H251ZM32 62H34L36 65H34V63H32ZM50 62V63H49ZM53 62L55 63H57V65H55L54 67H53ZM59 62V63H58ZM228 62V63H227ZM13 63V64H12ZM39 63V64H38ZM53 65H52V64ZM12 66H11V65ZM52 65V66H48V65ZM5 65H6V68L8 67L9 69H7L6 70V68H5ZM33 65V66H32ZM44 65V66H43ZM35 66H36V68H35ZM212 66H213V68H212ZM227 66V67H226ZM31 67H32V69H31ZM53 67V68H52ZM199 67V68H198ZM204 68V70H203V68ZM211 67V68H210ZM221 67V68H220ZM250 67H252V68H250ZM4 68V69H3ZM11 68V69H10ZM52 68V69H51ZM192 68H193V70H192ZM255 68V69H254ZM194 69H195V72H194ZM217 69V70H216ZM220 71H219V70ZM225 69V70H224ZM243 65H240L239 66V68H238V70H240V72H241V74H240V76L242 77V78H244V75H243ZM257 69V70H256ZM2 70V71H1ZM10 72H9V71ZM52 70V71H51ZM54 70V71H53ZM206 70H209V71H206ZM228 70V71H227ZM248 70V71H247ZM11 71H13V72H11ZM37 71V70H36ZM200 71L202 72V75H201V73H200ZM205 71V72H204ZM217 71V72H216ZM222 71H223V73H222ZM227 71V72H226ZM5 72H6V74H5ZM51 72H53V73H51ZM210 72V73H209ZM219 72V74H217ZM262 72H263V70H262ZM5 75H4V74ZM14 75H13V74ZM36 73V72H35ZM192 73V74H191ZM212 73H216V74H212ZM220 73H222V74H220ZM226 73V74H225ZM251 73H253V74H251ZM30 75V74H24V76L22 75V76H18V78L21 80H19L18 78V80L20 81V83H23L22 81H25L24 83H32V81L34 80V81H36V78L34 77V74L33 75ZM53 74V75H52ZM188 74H189V76H188ZM191 74V75H190ZM211 74V75H210ZM225 74V75H224ZM250 74V75H249ZM256 74V75H255ZM17 75V76H16ZM29 75V76H28ZM59 75V76H58ZM204 75V76H203ZM205 75H207V76H205ZM216 75V76H215ZM226 75H227V77H226ZM253 75V76H252ZM251 76V77H250ZM21 77H22V79H21ZM51 77V78H50ZM62 77H63V79H62ZM207 77V78H206ZM208 77H209V79H208ZM254 77V78H253ZM32 79V80H30V79ZM55 79V82L54 81H52V80H54ZM66 78V79H65ZM69 78H70V80H69ZM184 79V81H183V83H182V80ZM195 78H196V80H195ZM202 78H204V79H202ZM211 78V79H210ZM0 79V80H1ZM16 79V80H17ZM25 79V80H24ZM52 79V80H51ZM68 79V80H67ZM192 79H194V80H192ZM201 79V80H200ZM27 80V81H26ZM50 80H51V82H50ZM199 82H198V81ZM29 81V82H28ZM44 81V82H43ZM66 83H65V82ZM181 81V82H180ZM198 82L199 83V90H198V92H196V93H192L191 91H190V85L192 86L193 84V82ZM42 83H45V84H42ZM50 83V84H49ZM58 83V84H57ZM63 83V84H62ZM190 83V84H189ZM37 84V83H36ZM49 84V85H48ZM56 84V85H55ZM182 84V85H181ZM202 84V85H201ZM45 85V86H44ZM55 85V86H54ZM180 85V86H179ZM204 85H205V87H204ZM8 86V85H7ZM184 86V87H183ZM203 86V87H202ZM183 87V88H182ZM206 87H207V89H206ZM4 88V89H3ZM62 88V89H61ZM76 88V89H75ZM3 89V90H2ZM53 89V90H52ZM56 89V90H55ZM58 89L59 90H61V91H58ZM50 90V93L51 94H53V95H51V94H49L50 95V98H51V100H50V98L48 97L49 95L46 93V92H48ZM185 90V91H184ZM189 90V91H188ZM205 90V91H204ZM46 91V92H45ZM52 91V92H51ZM62 91H64V92H62ZM202 91V92H201ZM72 92V93H71ZM55 93V94H54ZM58 93V94H57ZM200 93V94H199ZM79 94V95H78ZM90 94V95H89ZM92 94V95H91ZM196 94V95H195ZM216 94V95H215ZM45 95H46V97H45ZM77 95V96H76ZM183 95V96H182ZM201 95V96H200ZM219 95V96H218ZM8 96V97H7ZM45 97L44 99H43V97ZM64 96V97H63ZM197 96V97H196ZM199 96H200V98H199ZM203 96V97H202ZM184 99H183V98ZM55 98V99H54ZM187 100H186V99ZM196 98V99H195ZM5 99H7V100H5ZM49 99V101L48 102H46L47 100ZM60 99H62V100H60ZM55 100L57 101L56 103H55ZM202 100V101H201ZM2 101V102H1ZM45 101V102H44ZM187 101V102H186ZM201 101V102H200ZM211 101H213V102H211ZM6 102H7V104H6ZM53 102V103H52ZM64 102V103H63ZM206 102V103H205ZM220 102V103H219ZM46 103V104H45ZM213 103V104H212ZM53 104H54V106H53ZM60 104V105H59ZM68 104V105H67ZM222 104V105H221ZM50 105H51V107H55V108H51L50 107ZM55 105H57V106H55ZM217 105H219V106H217ZM8 106V107H7ZM217 106V107H216ZM5 107V108H4ZM16 107L18 108V109H20V110H18V109H16ZM223 109H222V108ZM188 108H190V107H188ZM5 109V110H4ZM7 110V111H6ZM15 110V111H14ZM53 110H54V113H53ZM195 110V111H194ZM226 110V111H225ZM231 110V111H230ZM25 111H27V112H25ZM20 114H19V113ZM226 112V113H225ZM259 112V111H258ZM225 113V114H224ZM260 113V112H259ZM18 114V115H17ZM47 114V115H46ZM49 114V115H48ZM51 114V115H50ZM175 114V115H174ZM258 114V113H257ZM28 115H30V116H28ZM46 115V116H45ZM226 115V116H225ZM259 115V114H258ZM9 116V118H11L12 120H14L12 123H9V122H6L5 121V118L6 117H8ZM36 117H38V115L36 114ZM144 118V119H143ZM149 118H151V119H149ZM193 118V119H192ZM228 118V119H227ZM153 119V121H151ZM157 119V120H156ZM161 119V120H160ZM167 119H169V120H167ZM183 119V120H182ZM166 120V121H165ZM220 120V121H219ZM16 121V122H15ZM157 121V122H156ZM163 121V122H162ZM185 121V122H184ZM214 121V122H213ZM217 121V122H216ZM227 121V122H226ZM154 122V123H153ZM180 122V123H179ZM197 122V123H196ZM222 122V123H221ZM155 123H157V124H155ZM171 123H174V124H171ZM208 123V124H207ZM221 123V124H220ZM132 124V125H131ZM165 124H167L166 126H165ZM214 124V125H213ZM144 125V126H143ZM160 125V126H159ZM169 125V126H168ZM221 125H223L222 127H220ZM224 125H225V127H224ZM138 126V127H137ZM199 126V127H198ZM215 126V127H214ZM229 126V127H228ZM11 127V128H10ZM137 127V128H136ZM146 127V128H145ZM148 127V128H147ZM159 127V128H158ZM161 127H162V130H161ZM174 127V128H173ZM185 127V128H184ZM190 127V128H189ZM202 127V128H201ZM173 128V129H172ZM176 128H177V130H176ZM209 128L211 129V131L209 130ZM120 129V128H119ZM145 131H144V130ZM179 129V130H178ZM205 131H204V130ZM207 129L209 130V131H207ZM219 131H218V130ZM223 129V130H222ZM225 129H226V131L228 132H226L225 131ZM164 130H166V131H164ZM181 130V131H180ZM212 130H213V132H212ZM130 131V132H129ZM153 131V132H152ZM163 131H164V133H163ZM138 132V133H137ZM144 132H146V133H144ZM150 132V133H149ZM156 132V133H155ZM158 132V133H157ZM160 132V133H159ZM210 132V133H209ZM129 133V134H128ZM135 133V134H134ZM143 133V134H142ZM162 133H163V135H162ZM214 133V134H213ZM141 134V135H140ZM145 134V135H144ZM150 134H152V135H150ZM162 136V137H160V135ZM165 134V135H164ZM170 134V135H169ZM183 134V135H182ZM185 134V135H184ZM222 136H221V135ZM131 135V136H130ZM155 135V136H154ZM7 136V137H6ZM134 136H135V139H133L134 138ZM141 136V137H140ZM151 136V137H150ZM153 136V137H152ZM159 136V137H158ZM166 136V137H165ZM180 137V138H178V137ZM187 136H189V137H191L192 138V145H186V143L184 142V141H181L182 140V138L181 137H186V139L187 138H189V137H187ZM216 136V137H215ZM127 137V138H126ZM138 137V138H137ZM151 139H150V138ZM173 137V139H171ZM227 139H226V138ZM123 138V139H122ZM155 138V139H154ZM165 140H164V139ZM177 138V139H176ZM140 139H142V140H140ZM160 139V140H159ZM162 139V140H161ZM167 139V140H166ZM171 139V140H170ZM224 139V140H223ZM129 140V141H128ZM130 140H133V142L131 141V145L133 144V151L132 152H130V153H128V152H126V141H128L129 143H130ZM136 142H135V141ZM140 140V141H139ZM153 140L156 142H158V145H156L155 144V142L153 143ZM172 140H176L175 142L174 141H172ZM201 140V141H200ZM206 140V141H205ZM16 141V142H15ZM19 141V142H18ZM150 141H152V143L150 142ZM166 141V143L164 144V142ZM179 141H180V144H179ZM196 141V142H195ZM223 141H225V144H224V142ZM261 141L262 140H258V141H256L255 142V146L259 149H262L263 151H264V143L262 144L261 143ZM7 142V143H6ZM12 142V143H11ZM143 142V143H142ZM159 142H162L161 144L159 143ZM182 142V143H181ZM194 142H195V144H194ZM198 142V143H197ZM201 142V144H199ZM203 142V143H202ZM205 142V143H204ZM214 142V143H213ZM12 145H11V144ZM18 144V145H16V144ZM146 143H148L147 145H146ZM170 143V144H169ZM178 143V144H177ZM209 144V146L211 147L210 148V150H209V147H208V144ZM223 143V144H222ZM226 143H228L227 145H226ZM7 144V145H6ZM124 144V145H123ZM161 146H160V145ZM163 144H164V146H163ZM166 144H167V146H166ZM182 144V145H181ZM202 145V147H204V148H200V146ZM204 144V145H203ZM206 144V145H205ZM213 144V145H212ZM218 145V147L216 146H214V145ZM262 144V145H261ZM11 145V146H10ZM17 147H16V146ZM139 145V146H138ZM181 147H180V146ZM196 145V146H195ZM214 146V147H212V146ZM224 145H226V147L224 146ZM261 145V146H260ZM149 146V147H148ZM152 146V147H151ZM171 146V147H170ZM174 146H175V148H174ZM176 146H177V148H176ZM179 146V147H178ZM13 147V148H12ZM168 147H169V149H168ZM183 147V148H182ZM185 147V148H184ZM208 147V148H207ZM222 149H221V148ZM152 148V149H151ZM159 148V149H158ZM164 148V149H163ZM181 148H182V150H181ZM189 148H192V149H189ZM207 148V149H206ZM218 148H219V150H218ZM136 149H138V150H135ZM142 149V150H141ZM174 149H176V150H174ZM187 151H186V150ZM199 149V150H198ZM204 149V150H203ZM122 150H123V152H122ZM179 150V151H178ZM189 150H191V151H189ZM195 150H197V152L195 151ZM214 150V151H213ZM216 150H217V152H219V153H217V155H216ZM153 151V152H152ZM158 151V152H157ZM174 151V152H173ZM176 151V152H175ZM206 151H208V152H206ZM213 151V152H212ZM221 151L223 152V151H225V152H223V153H221ZM116 152H117V154H116ZM122 152V153H121ZM135 152V153H134ZM137 152V153H136ZM182 152V153H181ZM194 152V153H193ZM215 152V153H214ZM120 153V154H119ZM141 153H143V154H141ZM155 153V154H154ZM173 153V154H172ZM191 153H193V155L191 154ZM202 153H206L207 154V157L208 158H205V160H204V158L202 159V161H201V156H202ZM212 153V154H211ZM127 154V155H126ZM130 154V155H129ZM132 154V155H131ZM135 154H137L136 156H135ZM149 154V155H148ZM153 154V155H152ZM177 156H176V155ZM189 154V156H187V155ZM192 156H191V155ZM226 156H225V155ZM210 155H212V156H210ZM214 155H216V156H214ZM150 156V157H149ZM155 157V159H154V157ZM159 158H158V157ZM196 156V157H195ZM198 156V157H197ZM218 156V157H217ZM225 158H224V157ZM118 157V158H119ZM134 157V158H133ZM161 157V158H160ZM165 157H167V158H165ZM168 157H170V158H168ZM174 159H173V158ZM221 157H223V158H221ZM129 158V159H128ZM141 158V159H140ZM163 158L165 159V161L163 160ZM179 158V159H178ZM188 158V159H187ZM246 158V155H245V157L243 158V159H245ZM149 159V160H148ZM156 159H157V162H159V169H158V167L157 168H153L152 166H151V163H153V160H154V162H156ZM162 159V160H161ZM169 159V160H168ZM172 159V160H171ZM176 159V160H175ZM139 160V161H138ZM188 160V161H187ZM189 160L191 161V165H190V162H189ZM248 160H250L251 162H252V166L250 167V169L248 168V170H247V172L249 173V175H248V177H247V180H249V182H252V185H254V186H257V188H258V194L260 193V195L264 192V171H263V169H261L260 168V166H259V164H258V161H255V158H252L251 156L248 158ZM140 161H142V162H140ZM148 161L150 162V163H148ZM194 161H195V163H194ZM124 164H123V163ZM166 164H165V163ZM162 163H164V165L162 164ZM188 163V164H187ZM197 163V164H196ZM199 163V164H198ZM128 164V165H127ZM143 164V165H142ZM149 164V165H148ZM161 164V165H160ZM178 164V165H177ZM195 164H196V166H195ZM202 164V165H201ZM133 165V166H132ZM184 165V166H183ZM195 166V167H193V166ZM203 166V167H201V166ZM132 166V168H130ZM163 166V167H162ZM174 166H176V168L174 167ZM205 166V167H204ZM136 167V168H135ZM166 167V168H165ZM168 167V168H167ZM179 167V168H178ZM190 167V168H189ZM200 167V168H199ZM127 168V169H126ZM161 168H163V169H161ZM188 168H189V171L190 170H192V172L190 173V172H187L188 171ZM193 168V169H192ZM204 168V169H203ZM150 169V170H149ZM178 169H181V170H179V173H178V171H176V170H178ZM186 169H187V171H186ZM137 170V171H136ZM144 170V171H143ZM206 170V171H205ZM148 171V172H147ZM181 171H183V172H181ZM185 171L188 173V175H190V176H188L187 175V173H185ZM203 173H202V172ZM164 172V173H163ZM194 172V173H193ZM256 172V173H255ZM142 173V175H140ZM146 173V174H145ZM159 173V174H158ZM168 175H167V174ZM186 174V175H183V174ZM199 174V177H198V174ZM206 173V174H205ZM251 173V174H250ZM121 174V175H120ZM134 174H138V178H136L135 176H134ZM161 174V176L159 177V175ZM172 174V175H171ZM194 174H196V176L194 175ZM208 174H210V175H208ZM213 174V175H212ZM263 174V175H262ZM129 175H130V177H129ZM133 175V176H132ZM147 175V176H146ZM151 175V176H150ZM153 175V176H152ZM180 175H181V177H180ZM191 175L192 176H194L193 178L191 177ZM208 175V176H207ZM261 175V176H260ZM157 178H156V177ZM186 176L187 177H189V178H186ZM209 176H211V177H209ZM252 176V177H251ZM123 177V178H122ZM126 179H128L129 178V180H127V181H129L130 183L128 184V182L126 181H123V180H126ZM134 177V178H133ZM206 177H208V179L206 178ZM135 180H133V179ZM173 178V179H172ZM180 178H183V179H187L185 182L183 181V180H180ZM198 178L200 179L199 180V182L197 181L198 180ZM202 178H204L203 180H201ZM257 178V179H256ZM190 179V180H189ZM196 179V180H195ZM214 179H215V181H214ZM223 179V180H222ZM253 179V180H252ZM259 179V180H258ZM23 181L24 180H26L25 181V183H23L24 185H28V179L27 178H23L22 179ZM204 180H205V182H204ZM207 180H209V181H207ZM212 180H213V182H212ZM262 180V181H261ZM135 183H134V182ZM147 181H148V183H147ZM182 181V182H181ZM188 181V182H187ZM203 181V182H202ZM206 181H207V184H206ZM222 181V182H221ZM261 181V182H260ZM133 182V183H132ZM144 182V183H143ZM179 182V183H178ZM241 184H242V181H239ZM139 183V184H140ZM184 183V184H183ZM213 183V184H212ZM179 184V185H178ZM189 184V185H188ZM193 184V185H192ZM198 184V185H197ZM206 184V185H205ZM215 184V185H214ZM169 185V186H168ZM180 185H182V186H180ZM185 185H187V186H185ZM203 185V186H202ZM191 186V187H190ZM193 186V187H192ZM199 186V187H198ZM259 186V187H258ZM153 187V186H152ZM179 187H180V189H179ZM184 187H185V190H184ZM190 187V188H189ZM197 187V188H196ZM26 188V187H25ZM25 188H23L22 189V191L25 189ZM165 188V189H164ZM171 188V189H170ZM177 188V189H176ZM214 188V189H213ZM224 188V187H223ZM223 188H221L220 189V192H226V190L225 189H223ZM160 189V190H159ZM171 191H170V190ZM181 189H183L184 190V192H183V190H181ZM163 192H165V193H163ZM169 190V191H168ZM182 191L181 192V194H179L180 193V191ZM210 190V191H209ZM175 191H176V194H173V193H175ZM179 191V192H178ZM186 191V192H185ZM189 191V192H188ZM191 191V192H190ZM157 192V193H156ZM168 192H169V194H168ZM165 194V195H163V194ZM172 193V194H171ZM187 193H191L192 195L190 196V198L188 199L187 197H186V199H185V196H184V198H183V196L182 195H185V194H187ZM120 194H121V197L123 198L124 196V198L122 199H120ZM153 194V195H152ZM162 195V196H167L168 197V199L170 200V205H166L160 198L161 197H158V195ZM177 195V197L178 198H176L175 196ZM133 196V197H132ZM147 196H148V198H147ZM115 197V198H114ZM146 197V198H145ZM156 197V198H155ZM171 197V198H170ZM173 197V198H172ZM131 198L133 199V200H131ZM138 198H139V200H138ZM155 198V199H154ZM175 198H176V200H180V201H177L176 203L174 202L175 201ZM117 201H116V200ZM145 199V200H144ZM151 199V200H150ZM172 199H173V201H172ZM259 199H260V197H259ZM119 200H120V202H119ZM128 202H126V201ZM138 200V201H137ZM158 200V201H157ZM182 200V201H181ZM125 201V202H124ZM145 201V205H149V207L151 208V209H153L154 210V207L153 206H155V210L156 211H159L160 210V212L162 211V209L163 208H165L164 210H163V212H161V214H160V216H159V218L157 217L155 220H154V222L151 224L150 223V225L146 228V229H144V230H141L140 231V233H139V235H138V237L136 238L137 240H138V242H137V240L135 239L134 240V229H136V223H137V219L135 218V223L133 222L134 220H132V218H129V214L128 213H130V212H132L133 210H134V208H137V206L138 205H140V207L143 209V210H141V212L143 213H145V208H146V206L144 205V204H141V203H143ZM160 201V202H159ZM196 203H195V202ZM116 202H118L117 204H116ZM133 202V203H132ZM135 202V203H134ZM139 202V203H138ZM198 202V203H197ZM112 203V204H111ZM115 203V204H114ZM122 203V204H121ZM125 203H127V205L125 204ZM178 203V204H177ZM124 204V205H123ZM136 204V207L135 206H133V205H135ZM152 204H154V205H152ZM175 204H176V206L177 207H175ZM180 204V205H179ZM195 206H193V205ZM0 207H1V209L3 210V211H7V208L5 207V204L3 205V204H1V202H0ZM110 205H112V206H110ZM116 206V207H114V206ZM119 205V206H118ZM123 205V206H122ZM151 205V206H150ZM159 205V206H158ZM180 207H179V206ZM198 205V206H197ZM128 206V209H126V207ZM131 206V207H130ZM187 206V207H186ZM193 206V207H192ZM264 199L263 198H261L260 200H259V204H258V207H259V209L261 210L262 209V212H263V215H262V219H263V222H264ZM113 209H112V208ZM126 209H124V208ZM133 207V208H132ZM169 207V208H168ZM200 207H202V208H200ZM262 207V208H261ZM120 208V209H119ZM130 208V209H129ZM199 208V209H198ZM204 208V209H203ZM110 209V210H109ZM119 209V210H118ZM123 210V212H122V210ZM167 209V210H166ZM197 209V210H196ZM111 210H112V212H111ZM118 210V211H117ZM131 210V211H130ZM154 210V211H155ZM192 210V211H191ZM194 210V211H193ZM203 210V211H202ZM115 211V212H114ZM117 211V212H116ZM165 211H166V213H165ZM168 211V212H167ZM185 211V212H184ZM200 213H199V212ZM122 213V216H120V214ZM126 212V213H125ZM171 212V213H170ZM174 212V213H173ZM192 212V213H191ZM195 212H197L198 213V215H197V213H195ZM113 213H117V214H113ZM120 213V214H119ZM124 213V214H123ZM141 213V214H142ZM167 213H169L168 215H170V216H168L167 215ZM185 213V214H184ZM193 213H195V214H193ZM204 213V214H203ZM119 214V215H118ZM125 214H126V216H125ZM164 214V216L165 217H163L162 215ZM176 214V215H175ZM183 214V215H182ZM188 214V215H187ZM190 214V215H189ZM203 214V215H202ZM117 215V216H116ZM181 215H182V217H181ZM189 216H191V218L189 217ZM195 218H194V217ZM199 216V217H198ZM173 217H174V219L176 220H173ZM179 217H180V219H179ZM107 218H108V221H106L107 220ZM163 218H165L164 219V221L162 222V220H163ZM167 218H168V220H167ZM183 218V220H181ZM190 218V220L193 218V221H190V220H188ZM114 219V221H112ZM118 221H117V220ZM122 219H126L125 221L124 220H122ZM129 219V220H128ZM134 219V218H133ZM159 219V220H158ZM171 219V220H170ZM186 219V220H185ZM194 219H195V222H194ZM211 219H212V221H211ZM215 219H216V216H214V217H208V219H207V222H206V225L208 226V227H211V226H215ZM2 220L3 221H6L7 220V216H5V215H3L2 217H0V222L2 223ZM181 220V222H179V221ZM209 220V221H208ZM116 221V222H115ZM122 221H123V223H122ZM157 221V222H156ZM167 221H169L168 222V224H166L167 223ZM172 221V222H171ZM175 221V222H174ZM183 221V222H182ZM105 222H107V223H105ZM115 222V223H114ZM127 222V223H126ZM130 222V223H129ZM165 222V223H164ZM173 223V224H171V223ZM176 222H177V224H176ZM192 222L194 223V224H192ZM1 223H0V225H1ZM110 223V224H109ZM117 223H118V226H116L117 225ZM124 223H126V225L124 224ZM162 223V224H161ZM171 225H170V224ZM175 223V224H174ZM130 224H132V225H130ZM159 224V225H158ZM165 225V228H164V225ZM103 225V226H102ZM105 225H107V226H105ZM109 225V226H108ZM110 225H112V226H110ZM115 225V226H114ZM124 225V226H123ZM130 225V226H129ZM161 225V226H160ZM172 225H173V228L175 229H173L172 228ZM174 225H176L177 227H174ZM119 226L121 227V228H123V230H125V231H123L121 228H119ZM168 226V227H167ZM171 226V227H170ZM191 226V227H192ZM105 227V228H104ZM152 227V228H151ZM156 227V229H154ZM102 228V229H101ZM107 228L108 229H112V230H107ZM118 228V229H117ZM128 228H130V229H128ZM150 228V229H149ZM157 228H158V230H157ZM160 228H161V230H160ZM103 229H106V230H103ZM115 229V230H114ZM121 229V230H120ZM148 229V230H147ZM166 229V230H165ZM168 229H170V230H168ZM172 229V230H171ZM114 230V231H113ZM133 230V231H132ZM147 230V231H146ZM149 230H151V231H149ZM154 232H153V231ZM174 230V231H173ZM108 231V232H107ZM110 231V232H109ZM165 231V232H164ZM170 231V232H169ZM115 234H114V233ZM119 232V233H118ZM124 232V233H123ZM128 232V233H127ZM146 232V233H145ZM158 232H161V233H159L158 234ZM107 233H108V235H107ZM125 233L127 234V235H125ZM129 233H130V235H129ZM132 233V234H131ZM154 233H157V234H154ZM162 233H164V234H162ZM163 235V237L164 238H161L162 237V235ZM104 235V236H103ZM119 235V236H118ZM141 235V236H140ZM149 235V236H148ZM154 237H153V236ZM157 235H158V237H157ZM161 235V236H160ZM111 236V237H110ZM127 236V237H126ZM146 236H148V238H146ZM101 237H102V239H101ZM104 237V238H103ZM123 237V238H122ZM126 237V238H125ZM143 237V238H142ZM145 237V238H144ZM196 237V238H195ZM111 238V239H110ZM114 238V240H112ZM140 238V239H139ZM155 238V239H154ZM158 238V239H157ZM104 239V240H103ZM105 239H107V240H105ZM112 241H110V240ZM120 239V240H119ZM121 239H123V241H124V245H123V241L121 240ZM149 239V241H147V240ZM156 239L157 240H159V241H156ZM141 240H143L142 242H144V243H142V242H139V241H141ZM151 240H153V241H151ZM165 240V241H164ZM104 241H105V244H103L104 243ZM108 241H110V242H108ZM114 241V242H113ZM118 241V242H117ZM131 242V244L130 243H128V242ZM132 241H133V243H132ZM156 241V242H155ZM146 242V243H145ZM157 242H158V244H157ZM107 243V244H106ZM109 243V244H108ZM136 243H138V245L136 244ZM147 243L149 244V245H147ZM153 243H154V245H153ZM110 244H111V246H110ZM115 244V245H114ZM128 244V245H127ZM129 244H130V247H129ZM134 244H136L135 246H134ZM151 244V245H150ZM162 244H164L163 246H162ZM109 246V248H108V246ZM119 245V246H118ZM143 245H144V247H143ZM158 245V246H157ZM160 245H161V247H160ZM168 245V246H167ZM116 246V247H115ZM126 246H128L129 248H127ZM133 246V247H132ZM112 247V248H111ZM124 247H126V249L127 250H129V251H127ZM136 247H137V249H136ZM117 248H118V250H117ZM122 248V249H121ZM134 248V249H133ZM159 248V249H158ZM115 249V250H114ZM120 249H121V251H120ZM124 249L126 250V251H124ZM133 251V253H132V251ZM158 249V250H157ZM261 248H255V251H253L254 252V254L256 255V256H258L259 257V262L260 263H258V264H263L264 263V251H262L263 249H261ZM155 250V251H154ZM118 251H120V253L118 252ZM122 251H123V254H122ZM124 252H125V254H126V252H127V254L125 255L124 254ZM155 252V253H154ZM157 252V253H156ZM176 252V253H175ZM120 254V255H119ZM175 254H176V256H175ZM257 254H259V255H257ZM114 255H116V258H113V257H115ZM179 255H180V258H179ZM182 255V256H181ZM124 257L123 259L121 258V260H119L120 259V257ZM154 256H156V257H154ZM262 256V257H261ZM119 257V258H118ZM176 260H175V259ZM115 259V260H114ZM126 259V258H125ZM114 261V262H113ZM178 261V262H177ZM126 262V263H125ZM164 262V261H163ZM170 262V263H169ZM216 261H213L212 263L214 264Z\"/></svg>",
    "mask_w": 264,
    "mask_h": 264
}]
</instances>
